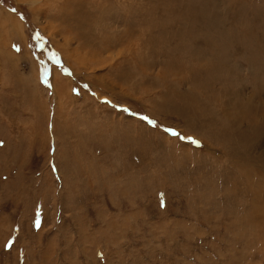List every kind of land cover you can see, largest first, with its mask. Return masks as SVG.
Wrapping results in <instances>:
<instances>
[{
    "label": "rangeland",
    "instance_id": "rangeland-1",
    "mask_svg": "<svg viewBox=\"0 0 264 264\" xmlns=\"http://www.w3.org/2000/svg\"><path fill=\"white\" fill-rule=\"evenodd\" d=\"M0 264H264V0H0Z\"/></svg>",
    "mask_w": 264,
    "mask_h": 264
},
{
    "label": "bare ground",
    "instance_id": "bare-ground-1",
    "mask_svg": "<svg viewBox=\"0 0 264 264\" xmlns=\"http://www.w3.org/2000/svg\"><path fill=\"white\" fill-rule=\"evenodd\" d=\"M260 148V147H259Z\"/></svg>",
    "mask_w": 264,
    "mask_h": 264
}]
</instances>
